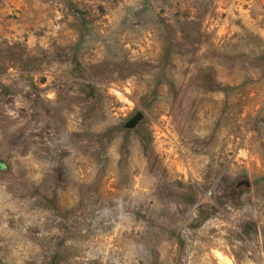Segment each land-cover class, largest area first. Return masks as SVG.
<instances>
[{
	"label": "rangeland",
	"instance_id": "1",
	"mask_svg": "<svg viewBox=\"0 0 264 264\" xmlns=\"http://www.w3.org/2000/svg\"><path fill=\"white\" fill-rule=\"evenodd\" d=\"M0 264H264V0H0Z\"/></svg>",
	"mask_w": 264,
	"mask_h": 264
}]
</instances>
